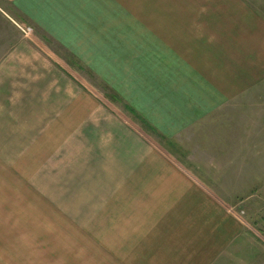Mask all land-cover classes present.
Wrapping results in <instances>:
<instances>
[{"label": "crops", "instance_id": "obj_1", "mask_svg": "<svg viewBox=\"0 0 264 264\" xmlns=\"http://www.w3.org/2000/svg\"><path fill=\"white\" fill-rule=\"evenodd\" d=\"M5 2L34 27L35 37L19 41L0 61V162L31 163L41 178L56 177L66 164L67 171L84 173L75 177L116 180L127 202L178 211L183 221L162 225L192 230L190 251L181 258L213 264L238 233L221 205L227 191L217 185L239 172L222 162L239 160L228 150L238 144V133L231 138L237 127L209 120L220 117L224 99L238 90H208L203 69L207 56L254 68L251 59L264 50L261 15L240 0L222 1L224 10L197 0L198 15H175V0L163 2L166 10L153 0L147 10L143 0ZM197 17L212 21L197 35L183 27L174 43L168 20ZM208 33L215 44L198 37ZM205 43L214 45L212 55ZM221 76L226 86L240 81ZM225 128L231 132L219 134Z\"/></svg>", "mask_w": 264, "mask_h": 264}, {"label": "rangeland", "instance_id": "obj_2", "mask_svg": "<svg viewBox=\"0 0 264 264\" xmlns=\"http://www.w3.org/2000/svg\"><path fill=\"white\" fill-rule=\"evenodd\" d=\"M155 1H159L161 10L170 0ZM214 1L220 4V10L225 9L224 0H208L207 5L215 6ZM240 1L264 19V0ZM142 5L147 10L151 5L150 0H143ZM136 6L139 7L138 4ZM174 6L175 15L182 10H190V14L194 15V11L199 10L197 0H175ZM208 6L202 4L207 10ZM228 7L233 9L230 4ZM14 15L10 5L0 0V61L19 41L35 37L32 32L34 27ZM148 21L144 20V26ZM210 21L198 17L169 19V26L175 28L170 37L174 43L183 38L179 31L183 27L186 33L195 31L197 35ZM211 33L198 37H207L211 44H215ZM203 46L207 51L212 49L211 55L214 53V45L205 43ZM222 61L227 62L217 66ZM235 62L238 61L232 57L214 60L207 56L206 67L202 68L210 81L207 83L208 90L218 88L224 92L232 89L234 93L238 90L231 99H224L220 117L209 120V123L222 122L232 128L237 127V132L232 130L231 138H235L234 133H238V144H232L228 150L238 155L239 160L236 164L222 162L224 167L238 165L239 172L228 179H220L217 185L227 191L220 196L224 201L221 205L223 212L239 224L238 233L232 234L228 247L216 253L213 264H264V50L251 59L254 68L238 69L234 66ZM222 74L234 80L240 77V81L226 86ZM249 75L253 76V82L243 80ZM93 80L98 83L96 78ZM224 131L217 130L216 133L231 132L227 128ZM211 134L214 132L211 131ZM33 167L31 163L7 165L0 162V264L190 262L181 256L190 251L188 246L194 239L190 233L192 230L182 224L170 228H163L162 225L166 221H183L178 219V211L167 212V215L163 210L146 208L153 204L135 205L127 202L125 195L118 193L116 180L75 177L84 173L80 170L79 173L67 171L65 168L69 166L66 164L56 177L49 178L38 177L39 173L34 172L36 169ZM28 174L31 177H25ZM166 215V218L163 217ZM151 217L152 224H149ZM147 255L150 258H142Z\"/></svg>", "mask_w": 264, "mask_h": 264}]
</instances>
